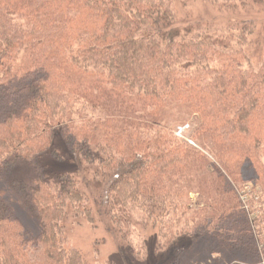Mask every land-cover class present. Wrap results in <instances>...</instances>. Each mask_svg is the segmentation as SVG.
Returning a JSON list of instances; mask_svg holds the SVG:
<instances>
[{"label": "trees", "instance_id": "obj_1", "mask_svg": "<svg viewBox=\"0 0 264 264\" xmlns=\"http://www.w3.org/2000/svg\"><path fill=\"white\" fill-rule=\"evenodd\" d=\"M197 2L249 10L181 26ZM263 4L0 0V172L33 165L19 189L41 226L0 193V264H92L70 244L82 223L114 236L96 264H146L151 231L172 253L162 264L186 252L225 264L220 248L264 264ZM173 101L198 120L190 140L161 120Z\"/></svg>", "mask_w": 264, "mask_h": 264}, {"label": "rangeland", "instance_id": "obj_2", "mask_svg": "<svg viewBox=\"0 0 264 264\" xmlns=\"http://www.w3.org/2000/svg\"><path fill=\"white\" fill-rule=\"evenodd\" d=\"M264 8V4L262 5ZM210 9L211 12L206 10ZM203 3H194L191 6H184L185 12L179 21V24L183 27L194 24L198 18H204L206 20H212L217 23H232L231 21H238L239 18H246V13L249 10V5L244 9L236 8L232 10L220 9L218 6H207ZM187 18V19H186ZM86 86L91 84L90 80H83ZM161 120L164 125L175 129L176 135L188 139L189 132L198 125V120L195 119L191 108L185 104L177 101L169 103L162 111ZM190 140V139H188ZM35 175V168L31 163L27 161H19L8 173L0 172V193L5 201L10 205L13 211L22 219L26 228H28L33 234H38L41 230V226L34 214L28 209V204L25 201V193L19 189V183L29 182ZM89 188L90 199H95L101 193V187L96 182H92ZM97 192V194H96ZM94 193V194H93ZM95 203V202H94ZM104 224L93 227L89 223H82L80 226H75L70 233V244L81 248L92 264H96L97 260L102 262L112 261L111 256L116 254L117 247L114 242L113 234L109 230L104 228ZM156 233L151 231L146 237L145 254L143 258L146 264H162L171 260V254L161 249L158 244V238ZM104 238V242L101 239ZM100 240L98 244H95L96 240ZM225 264H251L249 258L228 249L220 248ZM96 251L98 252L96 254ZM194 253L186 252L179 255L176 262L177 264H221L220 261H215L211 256L202 254L194 258ZM174 258V255H173ZM115 260V259H114ZM173 260V259H172Z\"/></svg>", "mask_w": 264, "mask_h": 264}]
</instances>
